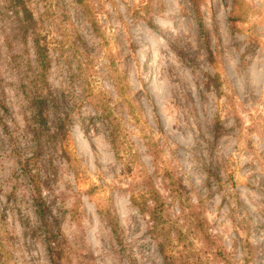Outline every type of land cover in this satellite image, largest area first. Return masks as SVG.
Returning <instances> with one entry per match:
<instances>
[{
    "label": "rangeland",
    "instance_id": "rangeland-1",
    "mask_svg": "<svg viewBox=\"0 0 264 264\" xmlns=\"http://www.w3.org/2000/svg\"><path fill=\"white\" fill-rule=\"evenodd\" d=\"M157 1L153 29L129 10L138 0L84 11L31 0L52 59L49 124L36 130L32 41L14 0H0V264H52L34 166L20 165L32 154L75 263L165 264V249L193 264H264V0H207L206 33L189 0ZM191 203L223 255L204 245Z\"/></svg>",
    "mask_w": 264,
    "mask_h": 264
},
{
    "label": "trees",
    "instance_id": "trees-1",
    "mask_svg": "<svg viewBox=\"0 0 264 264\" xmlns=\"http://www.w3.org/2000/svg\"><path fill=\"white\" fill-rule=\"evenodd\" d=\"M77 6H80L81 10L89 9L92 4L97 2L102 4V0H74ZM135 1V0H133ZM191 8L197 17L199 22V29L202 33H206V28L201 16V8L206 4L207 0H189ZM159 2L157 0H138L134 2L129 10L139 19L145 21L151 28L158 29V25L154 22L153 18L157 10L160 7L156 5ZM14 6L16 8L17 25L16 28L23 37L24 44L27 43L28 39H31L33 45V52L35 55V63L33 66V75L30 80L31 96L30 105L32 108V116L34 119L36 130L44 126H48V112L51 108L50 99L51 95L48 92V75L51 67V56L49 54V48L44 42V35L42 30V19L40 14L37 16L35 9L31 4V0H14ZM84 9V10H83ZM2 90H0V95ZM102 121L107 124V133L112 142L114 148L119 152L118 147V133L117 130L109 125L107 121L108 116L103 112L101 115ZM63 123V120H61ZM150 154L153 155L154 160H158L161 155V150L157 149V144L154 140H149L147 143ZM37 158L35 159L34 154L30 158H26L24 161H20V165L28 170V167L33 163V168L27 173L32 175V185L35 191L34 205L36 207L35 212L40 220L41 224L45 227L47 233V249L52 264H91L88 259L80 260L75 263L74 252L69 246L68 239L62 233L60 228L53 229L49 222V207L41 197L40 184H39V169L37 166ZM23 169V170H24ZM190 215L196 229L201 234L204 245L208 250L213 252L216 256L223 255V250L220 240L211 233L208 219L205 215L204 208L197 203L190 204ZM112 230L117 235V226L112 224ZM120 238L119 236H117ZM164 254L165 264H193L189 260H183L178 256H169L165 249H162ZM203 264V263H202Z\"/></svg>",
    "mask_w": 264,
    "mask_h": 264
}]
</instances>
